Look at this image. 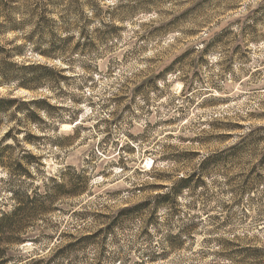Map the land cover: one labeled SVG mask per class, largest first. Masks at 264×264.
I'll list each match as a JSON object with an SVG mask.
<instances>
[{"label": "clouds", "instance_id": "clouds-1", "mask_svg": "<svg viewBox=\"0 0 264 264\" xmlns=\"http://www.w3.org/2000/svg\"><path fill=\"white\" fill-rule=\"evenodd\" d=\"M234 2L239 3V9L233 13L238 22L232 31V42L241 45L242 52L251 47L264 54V14L259 19L249 17L264 0ZM9 3L12 6L7 12L0 7V26L19 25L22 31L11 34L31 41L27 43L30 55L15 57V74L23 78L32 75L35 66L47 65L67 79L51 81L47 84L51 91L37 94L47 96L57 110L47 112L30 106L26 111L18 112L13 107L0 113L3 121L0 152L8 146L7 152L0 155V192L5 193L0 196V217L12 214L20 206L10 197L12 192L42 203H63L59 199L61 190H70L81 181L90 182L95 189L102 179L100 173L118 183L127 176L129 182L122 186L128 188L155 183L151 177L162 174L168 177L163 188L129 201H147L141 213L120 217L118 211L123 205H110L107 210L116 221L110 234L89 249L74 253L62 264H264V166L258 164L264 151L248 154L240 166L233 168L203 169L207 152L183 168L157 162L147 172L133 162L132 171L123 172L119 166L121 156L125 161L130 159L120 151L121 146L132 145L134 141L142 146L143 135L152 137L149 142L155 145L153 159L173 151L165 147L173 141L161 137L159 144H155L156 137L149 125L178 114L176 108L185 98L178 96L183 85L177 80L184 79L187 83L192 80L193 71L201 70L194 63L192 69L176 72L170 78L171 83L157 81V92L149 89L133 99L132 85L138 78L130 71L125 72L124 65L135 56L133 49L142 43L136 39L140 33L133 36L132 32L140 21L148 19L143 15L145 0H9ZM124 25H132L126 38L119 32ZM7 40L5 35L0 43ZM231 48L230 43L210 57L212 63L208 67L213 71L204 84L209 95L214 94L212 84L224 83L216 75V62H221V69L229 64ZM33 49L55 51L57 58L48 60L31 55ZM257 66L264 71V65ZM250 67L244 59L237 58L233 75L242 76ZM222 74L227 79V74ZM3 79L0 75V81ZM260 83L264 84V80ZM247 89L255 93H250V103L264 102V89L251 80L245 84ZM196 90L200 91L201 86L197 85ZM20 95L23 100L34 98ZM162 95L165 99L158 102ZM185 95H189L186 89ZM121 96L126 99H118ZM125 105L129 106L127 110ZM259 110L264 112V108ZM28 111L38 112L43 123H31ZM243 115H247V108ZM14 126L16 129L23 126L24 131L5 138L4 133ZM29 132L41 139L29 143L25 139ZM260 147L264 150V145ZM253 165L258 175L254 174L246 183L245 176ZM136 167L141 171L134 176ZM198 176L203 179L197 180ZM97 204L102 208L109 201L96 200L90 207ZM55 219L50 217L49 224ZM54 231L58 234L60 229L40 225L22 233L29 238L38 237L39 242L9 246L10 264H28L33 258L49 257L55 249L42 251L49 247L42 233ZM223 256L228 259H222ZM4 258L0 256V260Z\"/></svg>", "mask_w": 264, "mask_h": 264}, {"label": "rangeland", "instance_id": "rangeland-1", "mask_svg": "<svg viewBox=\"0 0 264 264\" xmlns=\"http://www.w3.org/2000/svg\"><path fill=\"white\" fill-rule=\"evenodd\" d=\"M150 2V12H143V15L148 19L140 21L135 31L132 32L133 36H136V32L140 33L139 36H136V39L142 43H140L138 49H133L135 56L124 65L125 72L130 71L138 78V82L132 85L133 99L136 96L145 94L149 89L153 93L157 92L159 90L157 81L162 83L168 80L171 83L170 78L174 77L176 72L190 70L193 68L194 63L199 64L201 70L193 71L192 80L187 83L184 79L177 80V83L183 85L179 89L178 96L185 98L184 102L176 108L178 114L158 121L156 125H149L156 137L155 144H159L161 137L165 141H173L174 143L165 144L166 148L173 149V151L164 152L158 159H153L155 145L149 142L152 137L143 135L140 138L143 141L142 146L137 141H134L132 145L121 146L120 151L130 157L128 161H125L124 156H121L119 161L121 170L123 172L132 171L133 162L135 165L142 166L147 172H151L157 162L167 167L180 166L183 168L190 165L193 160L204 152L209 153V155L201 165L203 169L207 170L213 167L233 168L240 166L244 161V157L248 154L264 151L260 147L264 145V130H256L264 127V112L259 110L264 108V102L250 103L252 89L245 90V84L249 80L253 81L259 89H264V84L260 83L264 80V71L260 66H257L264 65V59H261L264 54L253 50L251 47L247 52H242L241 45L232 42V31L234 25L238 22V18H233V13L239 9V3L234 2V0H151ZM0 4H2V0H0ZM261 14H264V4L253 9L249 13V17L259 19ZM154 20L158 22L154 23ZM130 28H132V25H124L119 28L122 38L127 37ZM20 31H22V28L10 27L7 29L5 26H0V40H3L5 35L8 36V40L0 44L13 51L22 47V52L15 57L29 56L27 43L31 41L27 37H17L11 34ZM230 43L232 44V56L229 57L230 63L221 69V62H216V75L224 83L222 86L212 84L211 91L214 94L209 95L204 88V84L206 77L210 78L213 71L208 67L212 63L210 57L215 54L217 49H223ZM42 52L49 53L52 56H45ZM55 54V51L41 49H33L31 53V55H38L48 60L56 59ZM15 57L12 59L14 62ZM237 58L244 59L247 64L251 65L248 71L239 77L233 75V66L236 64ZM32 71L33 74L28 75L27 78L37 74L36 76H40L43 80L40 86L27 89L18 87L15 82H12L7 85H0V96L21 98L20 94H23L24 96L34 97L32 99L46 98V106L49 107L51 112L57 110V106L52 104L47 96H37V94L51 91L47 87L49 82L57 79H67V77L60 76L59 73L48 68L47 65H37ZM222 73L227 74V79ZM139 77H142V79H139ZM197 85L201 86L200 91L196 90ZM175 86V84L172 85L173 88ZM185 89L189 93L187 96L185 95ZM5 93L10 95H5ZM201 95L203 99H201ZM252 95H255V93H252ZM118 99L123 100L126 97L121 96ZM164 99L165 97L162 95L158 102H162ZM128 107V105H125L126 110ZM26 108L25 110H28L30 106ZM245 108H247L246 116L243 115ZM30 121L33 124L43 123L42 119H38L37 122ZM19 129L18 134L24 131L23 126ZM252 129L258 131V136H254L253 142L233 149ZM15 133L17 132L15 131ZM28 135L34 136V141L29 143H35L41 139V137L31 132L26 136ZM262 158H264V155H261L260 160ZM258 164L261 165L259 161ZM255 169L256 165H253L247 176H245L246 183L256 174ZM113 171L115 175H119L115 166H113ZM140 171L141 168L136 167L133 175L135 176ZM99 176L102 179L95 189L90 186V182L81 181L80 184L85 186L81 194L62 198L63 203L56 204L57 210L55 213L38 219L35 228L46 225L60 229L59 232L65 234V238L60 244L61 249L73 242L75 237L92 235L100 231L86 244H80L63 251L58 248L60 250L56 252V257L59 256L56 258L55 264H62L63 260L68 259L74 253L89 249L98 240L110 234L116 226L113 214L107 210L110 205H123L118 211L120 217L141 213L146 208L147 201L136 203H130L129 201H137L139 196L149 191L158 192L159 189L165 186L164 181L168 178L165 175L156 174L151 177L156 181L155 183H141L134 188H128L122 186L129 182L127 176L121 177L120 183L115 178L109 179L106 173H100ZM140 179L143 180V177H140ZM196 179L202 180L203 177L198 176ZM96 189H99V191ZM4 195V192H0V196ZM104 199L109 201V204H103L102 208L99 204L90 207L96 200ZM50 217L56 218L51 224L48 222ZM96 225L100 226L97 227ZM56 235L55 231L42 233L43 239L49 242V247L56 241ZM38 242L39 238L36 243ZM31 243L33 242H26L22 245ZM48 248H44L42 251ZM222 259H228V257L223 256Z\"/></svg>", "mask_w": 264, "mask_h": 264}, {"label": "trees", "instance_id": "trees-1", "mask_svg": "<svg viewBox=\"0 0 264 264\" xmlns=\"http://www.w3.org/2000/svg\"><path fill=\"white\" fill-rule=\"evenodd\" d=\"M151 0H145V3L143 5V12H150V6L149 2ZM151 3V2H150ZM2 5V6H1ZM2 7V10L7 12L9 8L12 6L9 3V0H2V4H0ZM17 29H21L22 27L19 25L12 26ZM9 29L10 27H6ZM28 38V37H27ZM204 49V48H203ZM22 52V47L17 48L15 51L6 49L5 46L0 44V64L3 65V68L0 69V75L4 77L2 81H0V85H7L12 82H15L18 87H23L27 89H34L41 85L42 78L40 76H36L37 74H34L31 78H27L28 75L24 76L23 78L18 77L16 73V63L12 61V59ZM45 56H52L49 53L42 52ZM56 56V54L54 55ZM42 68V67H39ZM47 69V67H45ZM47 104L46 98H36L29 101L23 100L21 98H15L10 96H0V113H7L9 110L13 107L16 108V110L19 111H26V107L28 106H35V108L47 112H51ZM29 109V108H28ZM28 117L29 120H32L33 122H37L40 116L38 115V112L36 111H28ZM2 120H0V125L2 124ZM256 130H264V127H260V129ZM256 130H250L248 134L242 138V141L239 142L234 146L233 149H236L237 146H244L245 144H249L253 142L254 136H258V131ZM17 132L19 133L20 129L16 128H10L8 132L4 134L5 138H12L13 133ZM257 134V135H255ZM34 136H26L25 139L28 142H33ZM8 146H5L4 152H0V155H3L5 152H7ZM259 163H261L262 166H264V158L259 160ZM85 186H82L80 183L75 185L70 190H61L59 199L66 196H78L81 194L84 190ZM10 197L17 200L19 203V207L15 209V211L12 214L5 213L2 217H0V256L5 257L4 260H0V264H10V261L12 257H9L7 255L9 251V246H15V245H22L26 242H33L36 243L38 238L33 237L29 238L22 233L32 230L35 228L38 219L48 217V215L55 213L57 210L56 202L47 203V202H41L37 199H24L21 197L18 193L12 192L9 193ZM100 231L92 234V235H84L80 237H75L73 242H70L68 245L65 246V248H60V244L65 238V234L63 232H59L55 240L53 242V245L50 246L45 251H49V249H55V251L51 252V255L47 258L39 257V258H33L31 261L28 262V264H55L56 258V252L63 251L64 249L73 248L80 244H86L88 241H90L92 238H94L97 234H99ZM58 242V243H57ZM60 248V249H58ZM58 250V251H57Z\"/></svg>", "mask_w": 264, "mask_h": 264}]
</instances>
